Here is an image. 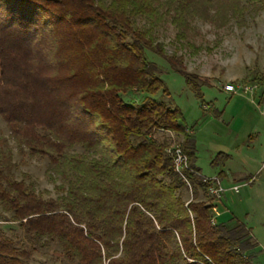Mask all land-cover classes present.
Returning a JSON list of instances; mask_svg holds the SVG:
<instances>
[{"label":"trees","instance_id":"obj_1","mask_svg":"<svg viewBox=\"0 0 264 264\" xmlns=\"http://www.w3.org/2000/svg\"><path fill=\"white\" fill-rule=\"evenodd\" d=\"M210 1L0 0V117L19 155L47 159L46 173L64 181L43 199L0 149V222L15 224L0 226V264H30L52 245L68 264H257L250 231L215 221L220 200L186 204V183L155 138L182 136L184 176L194 198L205 194L193 135L145 50L162 56L155 22L167 16L181 30ZM220 2L226 13L244 10L241 0ZM175 72L202 100L211 83Z\"/></svg>","mask_w":264,"mask_h":264},{"label":"rangeland","instance_id":"obj_2","mask_svg":"<svg viewBox=\"0 0 264 264\" xmlns=\"http://www.w3.org/2000/svg\"><path fill=\"white\" fill-rule=\"evenodd\" d=\"M197 6L195 16H187L186 26L181 30L169 23L166 15L165 21L155 22L152 29L154 44L162 49V56L150 50H145V56L161 69L170 100L181 111L188 132L193 135L199 176L220 178V172H224L227 174V180H221L224 188L252 180L241 186L238 193L227 190L220 199L224 206L215 204L213 213L215 216L222 209L224 214L218 220L231 218L243 224L257 244V264H264V152L261 153L264 148V108L221 90L223 85L233 82L264 84V9L257 10V6L245 0L239 4L244 10L237 14L226 13L220 0ZM148 22L144 17L135 18L139 28L148 27ZM175 70L211 83V86L201 87L202 100L195 97L184 77ZM155 97L159 98V94ZM132 99L136 101L138 96L133 95ZM155 138L160 143L165 142L166 149L180 147L182 141L181 135L169 131H157ZM0 149L10 151L12 160L18 164L14 170L16 178L32 182L43 199L60 195L55 187L64 181L53 180L46 173L47 159L19 155L1 117ZM209 196L206 190L205 194L199 192L194 198L191 184L186 183L183 192L186 204L204 201ZM211 220L213 222V218ZM9 224L0 222L4 229L15 227V224ZM16 231L21 238L20 230ZM30 264L68 263L52 245L34 252Z\"/></svg>","mask_w":264,"mask_h":264},{"label":"built area","instance_id":"obj_3","mask_svg":"<svg viewBox=\"0 0 264 264\" xmlns=\"http://www.w3.org/2000/svg\"><path fill=\"white\" fill-rule=\"evenodd\" d=\"M222 91L229 96H238L248 99L251 103H254L256 99L262 98L264 100V84L257 82H233L223 85ZM166 153L172 158V166L174 171L182 178V180L188 184L184 173L186 170H190L187 163L186 155L180 149V147H173L166 149ZM202 181L207 184V191L216 200H220L222 195L228 190L234 193H238L241 186L244 184H233L228 188H224L221 184L219 177L207 178L200 176ZM252 181V180H250ZM249 181V182H250ZM212 221V220H211ZM214 221V217H213Z\"/></svg>","mask_w":264,"mask_h":264},{"label":"crops","instance_id":"obj_4","mask_svg":"<svg viewBox=\"0 0 264 264\" xmlns=\"http://www.w3.org/2000/svg\"><path fill=\"white\" fill-rule=\"evenodd\" d=\"M249 103H251L250 101H249ZM251 104H254L255 106H263V108H264V100L262 99V98H258V99H256L255 100V102L254 103H251ZM254 129V128H253ZM248 138H251V135H249V137ZM264 147V139H262V148ZM264 152V148L261 150V153H263ZM226 156V158H229V156L228 155H225ZM230 173V172H229ZM230 175H232L231 173H230ZM220 180H222V179H226L227 180V174H225L224 172H220ZM235 176V175H234ZM234 176H232V178L234 179ZM246 177V176H245ZM248 177V176H247ZM246 182H248L249 180H245ZM245 182V183H246ZM244 184V183H243ZM218 205H223V203H222V201L220 200L219 201V203H217ZM224 206V205H223ZM223 214H224V211L221 209V210H218V212H217V214L215 215V221H218V222H222V221H226V220H228V218L226 219H224V220H218V218L219 217H221V216H223Z\"/></svg>","mask_w":264,"mask_h":264}]
</instances>
